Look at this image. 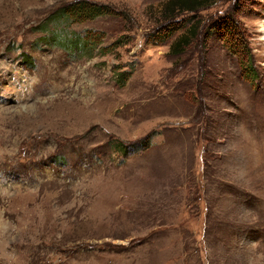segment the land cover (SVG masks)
I'll list each match as a JSON object with an SVG mask.
<instances>
[{
  "label": "rangeland",
  "instance_id": "obj_1",
  "mask_svg": "<svg viewBox=\"0 0 264 264\" xmlns=\"http://www.w3.org/2000/svg\"><path fill=\"white\" fill-rule=\"evenodd\" d=\"M168 1L0 0V264H264V0L180 55Z\"/></svg>",
  "mask_w": 264,
  "mask_h": 264
},
{
  "label": "trees",
  "instance_id": "obj_2",
  "mask_svg": "<svg viewBox=\"0 0 264 264\" xmlns=\"http://www.w3.org/2000/svg\"><path fill=\"white\" fill-rule=\"evenodd\" d=\"M213 4L214 0H169L165 4L162 16H164L165 21L169 22V24L167 25L168 29L166 38H169V35H171L170 37H172L178 31L183 30V33L178 35L171 45V51H173V53H175L176 55H180L187 52L189 49L192 48L194 42L198 40L202 32V24L200 22L195 21L196 16L193 17L192 23L189 20L183 22V20L178 21L177 19L181 16L183 17L187 13H197L200 10L210 8L211 6H213ZM56 15L57 16H53V18L57 17V21L64 20L67 23L68 21H71L73 23H84L92 21L101 16L115 14L112 12L111 8H107L103 5H98L96 3H91L88 1H81L66 5L62 9V11H59V13H56ZM186 25L188 26L186 27ZM208 30L209 34L218 31L228 50V45L230 46V40L238 34L237 24L235 23L233 18L228 17L226 15L220 17L218 21H216ZM86 37L85 40H81L78 38H76V40H73L72 38H69V40H67V44L62 43V47L64 49L74 50L77 53L82 52V50H85L87 47H89L90 44H94L96 41H98L97 36L89 35ZM159 39H161V37ZM119 76H121L119 84L124 86L127 80V75L120 74ZM149 139L152 140L150 137L147 138L144 144H140V147L132 145H118L117 147L121 152H123V154H126L131 148L146 149L150 145Z\"/></svg>",
  "mask_w": 264,
  "mask_h": 264
}]
</instances>
